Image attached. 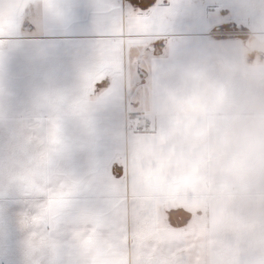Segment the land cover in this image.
Instances as JSON below:
<instances>
[{
    "label": "crops",
    "instance_id": "0c3cea01",
    "mask_svg": "<svg viewBox=\"0 0 264 264\" xmlns=\"http://www.w3.org/2000/svg\"><path fill=\"white\" fill-rule=\"evenodd\" d=\"M42 5L20 34L22 0L0 16V150L10 154L0 182L48 193L36 215L22 192L3 202L0 264H264V0H175L167 27L142 24L166 40L143 114L130 109L121 42L77 50L98 38L87 8L68 32L49 23L70 19L67 4ZM212 5L240 31L200 35L213 27L203 16ZM142 116L147 132L134 130ZM77 193L78 211L58 231L33 228Z\"/></svg>",
    "mask_w": 264,
    "mask_h": 264
},
{
    "label": "snow or ice",
    "instance_id": "6c2138e0",
    "mask_svg": "<svg viewBox=\"0 0 264 264\" xmlns=\"http://www.w3.org/2000/svg\"><path fill=\"white\" fill-rule=\"evenodd\" d=\"M22 2L24 3L23 10L19 11L14 20V31L19 34L24 26V21L29 19L32 23H36L38 21L37 17L41 14L43 9L42 0H26V2L22 0ZM5 3L8 5L7 9L4 7ZM64 4L69 5L68 13L70 19L67 22L50 21V28L53 31L72 32L77 30L79 26V9L81 7L87 8L90 13V23L87 25V30L94 33L98 38L88 41L84 45H75L74 47L79 50L101 42L118 40L121 42L122 51L124 48L128 49L127 57H122V67L130 71L134 67L133 62L135 61L138 81L141 84L145 82V72L139 67V57L142 53L146 54L149 51L155 54L165 47L166 40L163 38L152 40L148 46L142 49L131 42L149 35V33L139 30L140 26L144 23H152L154 26L162 25L167 27L171 20L169 11L174 7L175 0H156V3H153L152 0H131L128 4L122 3L121 0H88L86 4H82L81 0H61V5L63 6ZM15 5L16 0H0V16H2L5 11L11 10ZM210 11L214 15L209 16L208 13ZM229 15V10L220 11L215 5L204 7V19H208L212 22L213 27L209 31L199 34L209 36L218 41L231 38L240 31V29H237L232 19H227ZM217 18H220L218 23ZM174 27H176V25H174ZM50 46L54 53H56V48L58 46ZM98 83L101 88H103L105 84L110 85L111 77L106 76L102 83ZM131 115L135 116L136 113H131ZM9 155L10 154L0 150V167H2L3 163L9 158ZM114 174L119 178L122 175V169L116 167L114 169ZM51 183H55V181ZM51 183L49 186H51ZM17 191L22 192L28 197V206L26 210L31 215L41 213L42 206L48 199L47 192L21 189L15 185H5L3 182H0V221L3 219V202ZM83 195V193H77L74 196L72 205L61 210L51 221L45 217L44 220L34 223L33 228L39 232L58 231L65 223L75 217ZM18 227L23 234V241L29 229L22 226L20 219ZM4 228L5 225L0 223V239L3 238ZM21 264H30V262L25 257L22 259ZM42 264H49V262L44 261ZM52 264H80V261L63 259L52 262Z\"/></svg>",
    "mask_w": 264,
    "mask_h": 264
},
{
    "label": "rangeland",
    "instance_id": "374dc122",
    "mask_svg": "<svg viewBox=\"0 0 264 264\" xmlns=\"http://www.w3.org/2000/svg\"><path fill=\"white\" fill-rule=\"evenodd\" d=\"M66 10L68 11L69 5L66 6ZM209 16L214 15L211 11L208 14ZM220 18H217V23L219 22ZM207 29L213 26V23L210 22L208 19H206L205 24ZM151 38L144 36L141 37L140 39L133 41L131 43L136 44L139 46L141 49L143 47H146L150 44ZM66 38V44L70 45L69 42H67ZM73 44V43H72ZM127 49V48H125ZM128 54V49L126 53V57ZM19 57H24V55H19ZM153 58V53L151 51L147 52L146 54L142 53V55L139 57L140 63L139 67H145V69L149 72V77L145 75V82L143 84L139 83L138 77H137V72H136V66H135V61L134 67L129 71L127 68L124 69V79L127 83H129V102H130V109L132 111L140 112L141 114L146 113L147 110L150 109V104H151V93H152V80L150 77V72H151V59ZM19 67L18 66L15 70V76L19 73ZM137 100H140L141 104L139 106H133L132 103H136ZM262 182L261 184H263Z\"/></svg>",
    "mask_w": 264,
    "mask_h": 264
},
{
    "label": "built area",
    "instance_id": "2783aa9c",
    "mask_svg": "<svg viewBox=\"0 0 264 264\" xmlns=\"http://www.w3.org/2000/svg\"><path fill=\"white\" fill-rule=\"evenodd\" d=\"M151 129V120L147 116L139 117L135 120L134 130L137 132H147Z\"/></svg>",
    "mask_w": 264,
    "mask_h": 264
}]
</instances>
